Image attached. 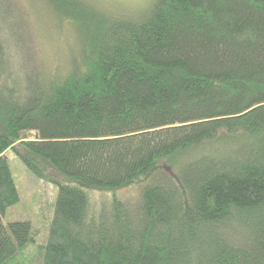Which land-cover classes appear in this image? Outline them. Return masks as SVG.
<instances>
[{"label": "trees", "instance_id": "1", "mask_svg": "<svg viewBox=\"0 0 264 264\" xmlns=\"http://www.w3.org/2000/svg\"><path fill=\"white\" fill-rule=\"evenodd\" d=\"M131 10L0 0V264H264V0ZM10 152L58 188L36 250Z\"/></svg>", "mask_w": 264, "mask_h": 264}, {"label": "rangeland", "instance_id": "2", "mask_svg": "<svg viewBox=\"0 0 264 264\" xmlns=\"http://www.w3.org/2000/svg\"><path fill=\"white\" fill-rule=\"evenodd\" d=\"M99 2L105 7L132 11L131 9L141 10L148 7L152 4L153 0H99ZM40 12L42 11L40 10ZM32 16L36 21V27L32 25V31L39 47L38 54L41 56L44 52L45 56L47 55L46 58L50 56L53 59L52 56H54L58 59L59 55L63 54L61 51H65L66 33L64 34L57 29L52 30L49 28L53 20L48 17V14L47 19H44L43 12L37 13L34 11L32 12ZM43 22L47 23L45 27L48 25V28L46 27L47 31L42 33L45 24ZM52 26H55V23ZM39 28L44 36L51 39L44 46L40 42L41 37L39 33L37 34ZM63 46L64 48H62ZM34 135L35 133H32L31 137L34 138ZM8 159L20 200L6 211L3 223L8 225L11 222L17 221L30 222L34 239V242L30 246L36 250L39 245L44 244L46 241L50 224L54 217L58 188L52 183L37 179L27 170L21 159L12 152L8 153ZM19 259L21 261V257Z\"/></svg>", "mask_w": 264, "mask_h": 264}, {"label": "water", "instance_id": "3", "mask_svg": "<svg viewBox=\"0 0 264 264\" xmlns=\"http://www.w3.org/2000/svg\"><path fill=\"white\" fill-rule=\"evenodd\" d=\"M167 171L171 173V170L170 169H167Z\"/></svg>", "mask_w": 264, "mask_h": 264}]
</instances>
